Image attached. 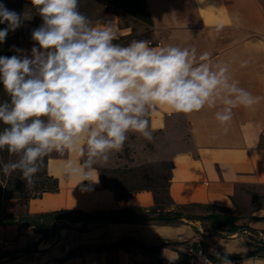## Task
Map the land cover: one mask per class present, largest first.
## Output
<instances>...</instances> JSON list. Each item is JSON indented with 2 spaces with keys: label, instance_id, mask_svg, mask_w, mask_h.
I'll return each instance as SVG.
<instances>
[{
  "label": "crops",
  "instance_id": "0c3cea01",
  "mask_svg": "<svg viewBox=\"0 0 264 264\" xmlns=\"http://www.w3.org/2000/svg\"><path fill=\"white\" fill-rule=\"evenodd\" d=\"M143 3L154 23V45L150 47L195 48L197 57L210 53V63L226 66L231 80L259 97V102L250 108H233L227 132L215 119V112L223 107L219 103L189 114L157 106L149 117L151 140L128 133L134 160L130 157L126 163L172 162L169 193L175 205H214L239 218H245L251 209L250 218H264V0ZM25 9L33 18L40 17L34 6L24 4L20 13ZM78 11L93 25L113 24L118 39L131 33V27L122 28L119 18L105 10L103 1L78 0ZM218 26H222L219 33ZM50 154L46 168L59 182V190L26 204L17 200L4 203L5 213L14 215L16 222L0 226V264H175L189 246L203 248L215 264H224L226 259L233 264L264 260V251H256L264 245V221L249 222L250 231H229L228 227L211 231L207 222L186 219L169 225L131 219L117 223L55 221L56 230L43 238L19 220L57 210L109 214L126 209L148 211L154 205L149 192L117 201L112 191L102 187L97 167H118L110 159L122 155V150L94 166L91 179L95 181L78 184L79 178H66L64 168L66 161L79 165L83 159L79 153ZM240 222L234 225L240 226ZM63 223L67 226L61 228ZM127 239L158 249L148 252L133 245L114 246ZM73 250L77 254L65 259Z\"/></svg>",
  "mask_w": 264,
  "mask_h": 264
},
{
  "label": "clouds",
  "instance_id": "9594fccd",
  "mask_svg": "<svg viewBox=\"0 0 264 264\" xmlns=\"http://www.w3.org/2000/svg\"><path fill=\"white\" fill-rule=\"evenodd\" d=\"M31 4L43 21L32 31L31 56H0V83L9 96L0 102V149L18 156L0 167L6 176L19 171L33 185L50 153L76 151L82 162L66 161V178L95 181L94 166L121 151L129 132L152 139L149 117L157 106L189 114L219 103L215 119L227 132L233 108L259 102L231 80L226 66L212 65L208 52L197 57L195 48L115 43L114 25H93L78 11V0ZM32 18L30 10L17 13L0 3V24L7 23L0 43Z\"/></svg>",
  "mask_w": 264,
  "mask_h": 264
},
{
  "label": "trees",
  "instance_id": "16d2710c",
  "mask_svg": "<svg viewBox=\"0 0 264 264\" xmlns=\"http://www.w3.org/2000/svg\"><path fill=\"white\" fill-rule=\"evenodd\" d=\"M105 5L108 13L116 15L122 28L131 27V33L121 36L114 41L121 45H127L133 40L149 41L152 35V18L147 9H145L143 0H100ZM42 19L35 20L33 24L39 27ZM126 22V23H125ZM135 25L142 26L145 30V37H140L136 33ZM7 27V23L0 24V29ZM20 27L15 31L9 32L4 43H0V56L20 55L15 49H19V39L24 38L28 41V37L24 35ZM8 37L12 40L8 41ZM149 45L153 46L154 42L149 41ZM15 46V49L13 48ZM9 100V96L0 83V102ZM5 127L0 123V131ZM123 154L118 155L119 158L125 157V161H130V149L125 143L122 149ZM18 157L9 153L6 149H0V167L3 164L15 161ZM48 156L45 158L41 171L35 177V183L28 185L23 179L19 171L10 175H4L0 171V226H10L16 222L14 215L5 213L3 205L5 202L17 200L26 204L29 200L40 199L45 193L55 194L59 190V182L56 178L48 175L46 164ZM174 168L172 162H156L153 164H139V166H129L128 163L119 165L118 167H97L99 181L103 188L112 191L115 200L126 201L133 195L142 191L152 194L154 205L153 208L145 211L143 209H126L123 211H114L106 214L83 213L73 210H57L51 213H41V215L28 216L19 221H23L26 226H31L34 230L46 238L50 232L56 230L53 225L55 221H63L66 223H117L127 219L138 220L147 223H157L160 225H169L176 223L182 219L191 221H202L209 223L211 231L228 227L229 231L240 230V226L234 224L240 218L229 210H225L214 205L187 204L183 206L175 205L169 193L171 183V171ZM258 221H264V218H257ZM18 221V222H19ZM64 223L61 228L66 227ZM133 245L139 250L148 252H156L158 246L147 247L135 241L124 240L116 243L115 247H124ZM256 251H264V245ZM73 250L65 259H69L76 255Z\"/></svg>",
  "mask_w": 264,
  "mask_h": 264
},
{
  "label": "rangeland",
  "instance_id": "374dc122",
  "mask_svg": "<svg viewBox=\"0 0 264 264\" xmlns=\"http://www.w3.org/2000/svg\"><path fill=\"white\" fill-rule=\"evenodd\" d=\"M0 3H3L8 9L13 10V11H15L17 13H20L21 8H22V6L24 4L25 5L27 4V5L33 6L31 4V0H0ZM25 11H28V10L25 9ZM32 17H33V15H32ZM38 19H42V18L41 17H38V16H35L31 20H25V21H23L22 25L20 26V28L24 32V35L26 37H28V39H27L28 41L24 40V38L19 39V41H20L19 49L22 50V53H20V55L22 54V55L31 56V48L35 44V41H33L32 38H31V34H32V31L34 29L38 28V27H36V24H33V23L35 22V20H38ZM135 28H136V33H137L138 36L146 38L145 37V30H144V28L142 26L135 25ZM21 29H20V31H21ZM7 40L8 41H11L12 38L11 37H8ZM149 41H152V37H151V39ZM126 144L128 145V148L130 150H132L134 148V147L131 146V141L129 140V138L126 141ZM131 152L132 151H130V153ZM50 156H51V154L48 155V157H50ZM130 157L133 158V160H134V157L132 155H130ZM119 159H121V160H119ZM110 162L112 164L115 163L117 165H124L126 163L125 157H121V158L117 157V158H115L113 156H112V159H110ZM249 214H251V209H247V211H246V217L245 218H240V220H239V221H241L240 222V227L242 226L241 229H244V230H247V231L248 230L250 231V228L248 227V223L249 222H251V221H253V222L258 221L257 218H254V219L250 218V215ZM247 215H249V216H247Z\"/></svg>",
  "mask_w": 264,
  "mask_h": 264
},
{
  "label": "built area",
  "instance_id": "2783aa9c",
  "mask_svg": "<svg viewBox=\"0 0 264 264\" xmlns=\"http://www.w3.org/2000/svg\"><path fill=\"white\" fill-rule=\"evenodd\" d=\"M34 240L38 242L37 239ZM175 264H215V262L208 256L203 248L189 246L186 248L183 259Z\"/></svg>",
  "mask_w": 264,
  "mask_h": 264
}]
</instances>
